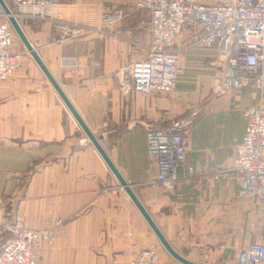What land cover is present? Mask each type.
I'll list each match as a JSON object with an SVG mask.
<instances>
[{
	"label": "crops",
	"instance_id": "1",
	"mask_svg": "<svg viewBox=\"0 0 264 264\" xmlns=\"http://www.w3.org/2000/svg\"><path fill=\"white\" fill-rule=\"evenodd\" d=\"M137 1L54 3L47 9L53 17L84 28L73 39L61 38L47 20L19 23L170 245L199 264H238L248 243L264 242V211L241 194L238 175L224 172L218 181L213 175L231 167L245 111L264 108V91L245 83L215 93L226 63L216 45L196 43L201 31L176 40L173 91L122 90L117 72L141 59L151 40L150 13L136 8ZM117 8L124 16L113 33L96 31ZM13 43L22 51L20 65L0 82V223L19 220L41 229L52 217L62 219L54 241L37 249L40 264H120L146 248L156 249L163 264H181L165 251L19 37ZM67 56L77 58L76 68L61 65ZM192 111L175 187L151 185L156 172L147 155L146 125H167Z\"/></svg>",
	"mask_w": 264,
	"mask_h": 264
},
{
	"label": "built area",
	"instance_id": "2",
	"mask_svg": "<svg viewBox=\"0 0 264 264\" xmlns=\"http://www.w3.org/2000/svg\"><path fill=\"white\" fill-rule=\"evenodd\" d=\"M11 14L22 18L47 20L61 38H77L84 28L75 22L59 20L47 10L60 0H4ZM136 8L150 13L151 40L144 46V56L119 69V86L125 92H171L177 82L179 52L176 40L183 32L202 34L196 43L205 47L216 45L226 63L225 74L215 86V93L238 89L245 83L264 91V0H138ZM4 16L5 19L1 17ZM117 8L104 15L96 31L113 33V26L123 18ZM90 31V30H89ZM13 29L0 12V82L9 78L20 65L22 51L13 43ZM77 58H61V65L77 67ZM196 111L179 117L167 125H146L147 155L155 176L150 183L172 190L177 183V167L185 160L187 131ZM246 125L241 141L234 148V159L227 170L240 178V192L255 200L264 211V108L245 111ZM62 219L52 217L46 227L33 229L19 220L0 223L7 237L0 248V264H40L37 249L41 243L51 244ZM264 263V242L248 243L238 255V264ZM120 264H163L156 249L146 248Z\"/></svg>",
	"mask_w": 264,
	"mask_h": 264
},
{
	"label": "water",
	"instance_id": "3",
	"mask_svg": "<svg viewBox=\"0 0 264 264\" xmlns=\"http://www.w3.org/2000/svg\"><path fill=\"white\" fill-rule=\"evenodd\" d=\"M0 8L3 12V14L6 16L9 24L11 25L13 31L16 33V35L19 37L20 41L22 42L24 48L29 53V55L33 58V60L36 62L38 67L41 69L49 83L52 85L54 90L57 92L75 121L78 123V125L81 127L85 135L87 136V139L91 142V144L94 146V148L97 150L101 158L104 160L105 164L109 167L111 172L114 174L115 178L117 179L120 186L123 188V190L127 193L133 204L136 206L140 214L143 216L145 221L147 222L148 226L151 228L165 251L173 257L176 261H178L181 264H199L194 261H191L187 259L186 257L179 254L167 241L165 236L162 234L158 226L156 225L155 221L151 217V215L148 213V211L145 209V207L142 205L138 197L136 196L135 192L133 191L131 185L127 183V181L120 175L119 171L116 169V167L113 165L111 160L109 159L107 153L103 149L100 139L94 135V133L91 131V129L87 126V124L83 121V119L80 117V115L77 113L67 96L65 95L64 91L56 81V79L53 77L51 72L49 71L46 64L43 62L41 57L39 56L36 49L33 47L27 36L25 35L19 21L11 14L10 9L8 8L7 4L4 0H0Z\"/></svg>",
	"mask_w": 264,
	"mask_h": 264
},
{
	"label": "rangeland",
	"instance_id": "4",
	"mask_svg": "<svg viewBox=\"0 0 264 264\" xmlns=\"http://www.w3.org/2000/svg\"><path fill=\"white\" fill-rule=\"evenodd\" d=\"M0 12L3 13L1 9H0ZM1 18H2V19H5L4 16H2ZM13 37H14V40H15V41H18V37H17V35H16L15 32H14ZM23 49H24V48H23ZM26 53H27V52H26ZM5 234H6V231H1V234H0V248H1L2 242L5 240V239H4ZM173 259H174V258H173Z\"/></svg>",
	"mask_w": 264,
	"mask_h": 264
}]
</instances>
